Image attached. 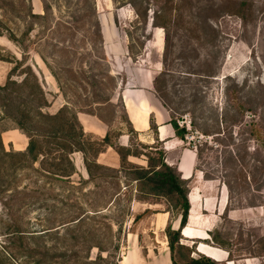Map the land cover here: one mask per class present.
Instances as JSON below:
<instances>
[{"label": "rangeland", "instance_id": "obj_1", "mask_svg": "<svg viewBox=\"0 0 264 264\" xmlns=\"http://www.w3.org/2000/svg\"><path fill=\"white\" fill-rule=\"evenodd\" d=\"M32 1L36 14L45 16L44 1L50 6L44 19L29 20L25 16V8L22 9L20 3L25 5L27 0H0V34L4 35L0 36V78L4 81L7 76V81L0 86H5L11 77L18 82L28 78L25 73L29 72L30 66L37 70L40 83H45L41 72L46 69L41 64L40 71L36 65L40 54L44 55L59 76L60 89L72 105L70 109L97 113L107 122L119 118L110 139L113 143L120 124L125 125L121 105L109 104L102 108L94 103L113 95L121 77L109 74L111 68L105 62L95 35L91 0H85L86 7L79 3L81 0ZM96 1L100 18L104 16L107 21L112 49L120 50L121 45H128L137 57L147 45L153 59L158 58V49L163 50L164 77L160 80V88L177 112L178 123L185 127L187 125L182 121L189 125L192 120L195 123H191L186 144L200 149L197 169L203 171L206 178H220L231 188L228 208L219 218L212 235L216 242L231 251L233 259L259 258L254 263L264 264V0ZM154 19L157 25L167 26V44L166 32L153 25ZM6 29H13L21 44L10 41ZM87 37L95 43L94 52L87 50ZM68 38H75L73 49L57 47L55 41ZM54 98L56 95L52 94L48 101ZM4 101L0 97V129L8 130L16 125L2 116ZM89 140L94 143L92 147H86L91 162L102 145L93 138ZM55 144H49L52 155L46 159L58 157L54 154L58 150ZM47 147L45 145L44 150ZM5 149L12 150L7 144ZM160 151V145L148 146L136 141L135 137L130 150L141 161L146 162L149 157L156 159L155 165L160 159ZM48 167L45 168L53 171ZM4 169L7 172V168H0V172ZM131 169L128 163L118 170L99 169L91 164L97 179L81 185L85 180L75 175L70 181L77 189L58 182H43L50 205L61 206L60 200L65 196L89 208L109 206L103 211L104 218L89 225L96 231V236L90 238L88 245H83L81 260L89 254L93 260L100 256L99 249L91 252L88 249L95 243L108 251L103 256L109 257V263L104 264H116L131 247L133 234L140 236L138 250L142 254L147 250L151 254L163 253L166 248L170 252L168 244L165 245L167 230L173 226L180 211L171 198L137 193L136 175ZM20 173L16 172L17 175ZM10 174L13 176V172ZM17 179L18 185L34 186L32 181L35 179L26 180L20 176ZM150 187L147 185L142 190L148 192ZM32 203L19 211L17 222L19 219L24 223L22 229L25 231H40L41 221L50 207ZM233 210L236 213L231 219L228 215ZM159 212L172 215V223L164 231L154 226L158 219L154 215ZM89 226L86 228L92 229ZM15 229L0 203V255L5 256L3 247L12 254L6 260L0 258V264H75L68 262V255L58 262L31 255L24 247H38L41 241L34 237L20 240L14 236ZM197 244L198 240L182 239L174 251L176 262L185 264L190 257H198L194 256Z\"/></svg>", "mask_w": 264, "mask_h": 264}, {"label": "trees", "instance_id": "obj_2", "mask_svg": "<svg viewBox=\"0 0 264 264\" xmlns=\"http://www.w3.org/2000/svg\"><path fill=\"white\" fill-rule=\"evenodd\" d=\"M32 2V0H27V4L25 3V5L20 3L22 9L25 8V16L29 20L44 19L49 11L50 6L44 1V8L46 12L44 16L34 12ZM91 2V11H93L92 13L95 18L93 24L95 27L94 30L96 31L95 35L98 38V42L103 51L104 38L99 21L97 1L91 0ZM79 3H81L84 7L87 6L85 0H81ZM133 7L136 13L139 15L138 9L135 8V6ZM155 21L156 19H154L153 25L157 28L163 29L166 32L165 41L167 44V26L163 24L157 25ZM66 24L70 25L69 23ZM5 31L8 33L10 41H13L16 44H21L17 33L13 29H11V31L6 29ZM0 36L2 37L4 35L0 34ZM55 43L59 48L64 46L66 49H73L75 38H68L66 41L59 40L55 41ZM71 43L73 46L70 45ZM85 45L87 46V50L94 52L95 43L91 40H88V37L86 38ZM24 54L28 55L30 52H24ZM40 57L50 69L59 84L62 85L59 76L50 61H48V59L42 54H40ZM25 75L28 78L21 82L13 80L11 77L5 86H0V97L5 99L3 102L4 105H2V116L5 119L13 121L14 125H16V129L22 131L29 138V145L26 151L18 152L12 149L10 152H8L5 149L2 140V133L4 130L0 129V157L5 159L4 161H0V168H7V172H5V169L0 172V198H3L0 203L6 209L10 219L15 224L16 229L14 231V236H17V238L20 240H27L26 237H34V239L37 241L40 240L41 244H37L38 247L32 248L27 246L24 248H26V251H29L31 255L35 254L36 257L50 259L52 262H58L63 258L62 256L68 255V262L71 261L75 264H80L82 262L83 264H98V261L102 264L109 263V257L105 258L103 256V253L108 251L103 250L100 245L95 243L88 246V249L90 252L92 249H99L101 253L100 256H98L96 260H93L89 254V256L84 257L82 260L80 259V253L82 251L83 245H88L87 243L89 242L90 238L96 236V231L89 225L92 226V223H95L98 219L104 218V215H102L103 211L108 209L109 206H102L99 209H94L93 207L89 208L79 201H73L70 197L65 196L63 200H60L61 206L50 205V199L46 198L48 192H46V187L43 185V182H58L60 185L77 189V186L73 185V182L70 181V179L77 173L74 162L71 158L74 153L84 154L86 168L90 176V178L83 181L81 185H86L88 183L94 182L97 179V177L92 173L91 164L99 169H114L102 167L96 164L95 160L91 162L88 160L86 147L88 145L90 147L93 146L92 144L94 143H91L89 140L93 137L84 133V130L78 121L76 111L70 109L69 106H64L55 114L47 112L46 108L49 107L50 103L48 101L47 94L40 83L38 75L32 66L29 67V72H26ZM162 77H164V75H160L156 79V90L158 92V96L163 104L174 113L172 125L176 130L177 136L186 142L189 129L187 126L182 127L178 123V119L176 117L177 112L172 107L171 102L163 94L162 89L160 88V80H162ZM13 95L14 97L12 99ZM114 95L115 93L105 100L94 103V105L96 107H101L103 105L107 106L109 104L115 106L116 104L113 102ZM81 112L92 114L98 116L101 120H105L97 113L87 110H81ZM191 123L192 125H195L193 120ZM111 136L112 135H108L104 139L93 138L98 140V144L102 145V149L96 151V156L104 150L106 145L111 144ZM54 142L56 143V147H58V150L54 151V154H56L58 157L56 159H46L47 156L52 155V148L49 147V144H53ZM45 145L48 146V149L44 150ZM46 150H50V153H46ZM116 150L121 157V166H123L124 163H128L130 166H132L131 170H134L133 172L136 175L134 181L137 182V193H140L141 196L147 197H163L165 199L171 198L175 202L174 206L176 207L177 211H180V228L178 230H173L172 227H169L167 230L168 246L171 252V259L173 264H178L174 257V251L176 246H178L181 240L184 239L182 230L186 227L189 220L191 209L188 197L190 193L189 182L182 179L180 172L175 167L167 164L165 160V153L161 148V151L159 152L160 159H158L157 162L158 164H154L156 159L149 157L147 159V168L128 162L127 155L129 154V151L127 149L123 147H116ZM197 155L199 159V147L197 148ZM38 164L39 167L36 166ZM48 166H50L53 171L47 170L45 168H49ZM17 171H21V173L17 175ZM11 172H13V176L10 174ZM18 176L26 180L35 179V181H32L34 186L27 184L18 185ZM225 184L227 185L229 191H231L230 185L228 183ZM147 185H151V187L148 192H144L142 189ZM32 202H38L42 205L50 207L49 210L45 212V217L41 221L40 231H25L22 229L24 223L20 222L19 219L17 222V215L19 211L27 208L26 206L33 204ZM87 226L92 229H87ZM47 239L49 242L46 241ZM213 241L219 246L225 248L222 244L216 242L215 237H213ZM47 243H50V245ZM181 246L187 247L185 245ZM78 247H80L79 250L77 249ZM3 250L5 256L4 254L0 255L1 261L2 259L6 260V257H11L12 255L10 254L11 252H7L5 247H3ZM196 253H198L197 247ZM120 261L121 257L117 260L116 264H119ZM185 264L224 263H218L207 256L199 255L198 257H190L189 261Z\"/></svg>", "mask_w": 264, "mask_h": 264}, {"label": "crops", "instance_id": "obj_3", "mask_svg": "<svg viewBox=\"0 0 264 264\" xmlns=\"http://www.w3.org/2000/svg\"><path fill=\"white\" fill-rule=\"evenodd\" d=\"M98 5V4H97ZM99 21L104 38L103 54L106 58V63L109 64L110 75L121 77L118 79V86L114 95V104L119 103L122 108V114L125 117V125L120 124L118 136L113 143L106 145L104 150L99 153L96 158V164L118 170L122 165L121 157L116 150V147H123L129 151L127 160L130 163L146 166L147 161H141L140 158L134 156L132 150L133 138L148 146L160 145V148L165 153L167 164L175 167L182 179L189 182L190 193L188 195L191 209L188 224L182 230L184 241L193 242L198 240L197 251L194 256L204 255L218 263L224 264H255L259 258L244 259L241 261L232 258L231 251L225 249L213 241V231L217 226L219 218L226 212L229 201V189L220 178L207 179L205 173L197 169L198 155L197 148L190 147L185 141L177 136L176 130L172 125L174 113L167 108L158 96L156 90V79L162 75V55L163 50L158 49V58L153 59L152 53L148 47H144L141 55L135 57L128 45H121V49H112L109 40L107 21L100 18ZM155 40L157 37L154 35ZM129 44V43H128ZM150 52V53H149ZM157 57V56H156ZM36 61L38 70L41 71L45 83H42L44 90L47 93V98L56 95L54 100L49 101V107L46 111L55 114L64 106L72 107L61 91V85L53 76L52 72L46 66L44 61L39 58ZM35 71H37L35 69ZM38 74V73H37ZM2 78V77H1ZM2 83L7 81V76ZM102 108L106 105L101 106ZM78 121L80 122L84 133L96 139H104L108 135H112L115 123L119 118L112 122L101 120L98 116L88 114L81 111H76ZM9 134V140L5 142L3 137ZM4 146H7L14 151L24 152L29 145V138L15 126L2 133ZM115 147V148H114ZM76 174L80 175L84 180L90 178L85 164V157L82 153H74L71 156ZM74 175V176H75ZM73 176V177H74ZM207 213V216H205ZM236 210L229 211V217H235ZM158 219L154 226L160 231L172 223V215L170 212H159L154 215ZM181 224V216L175 220L172 229L178 230ZM213 236V237H212ZM129 241V237L127 238ZM131 247L121 256L119 264H173L171 254L165 249L163 253H150L147 250L146 254L139 252L140 236L132 235ZM165 245L168 244L166 238Z\"/></svg>", "mask_w": 264, "mask_h": 264}, {"label": "bare ground", "instance_id": "obj_4", "mask_svg": "<svg viewBox=\"0 0 264 264\" xmlns=\"http://www.w3.org/2000/svg\"><path fill=\"white\" fill-rule=\"evenodd\" d=\"M9 134H5L4 135V137H3V140L5 141V142H7L8 140H9V136H8Z\"/></svg>", "mask_w": 264, "mask_h": 264}, {"label": "built area", "instance_id": "obj_5", "mask_svg": "<svg viewBox=\"0 0 264 264\" xmlns=\"http://www.w3.org/2000/svg\"><path fill=\"white\" fill-rule=\"evenodd\" d=\"M183 123H185L186 125H187V128L189 129L190 128V125L189 124H187V122L186 121H182ZM180 126H183L182 124L180 125Z\"/></svg>", "mask_w": 264, "mask_h": 264}, {"label": "water", "instance_id": "obj_6", "mask_svg": "<svg viewBox=\"0 0 264 264\" xmlns=\"http://www.w3.org/2000/svg\"><path fill=\"white\" fill-rule=\"evenodd\" d=\"M36 13V12H35Z\"/></svg>", "mask_w": 264, "mask_h": 264}]
</instances>
